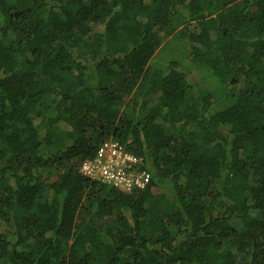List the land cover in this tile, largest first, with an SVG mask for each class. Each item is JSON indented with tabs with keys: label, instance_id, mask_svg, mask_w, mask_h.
<instances>
[{
	"label": "trees",
	"instance_id": "16d2710c",
	"mask_svg": "<svg viewBox=\"0 0 264 264\" xmlns=\"http://www.w3.org/2000/svg\"><path fill=\"white\" fill-rule=\"evenodd\" d=\"M0 264H264V0H0Z\"/></svg>",
	"mask_w": 264,
	"mask_h": 264
},
{
	"label": "built area",
	"instance_id": "2783aa9c",
	"mask_svg": "<svg viewBox=\"0 0 264 264\" xmlns=\"http://www.w3.org/2000/svg\"><path fill=\"white\" fill-rule=\"evenodd\" d=\"M135 157L122 150L113 141L102 143L93 160H86L81 167L84 175L128 192L146 185L144 173L135 172Z\"/></svg>",
	"mask_w": 264,
	"mask_h": 264
},
{
	"label": "rangeland",
	"instance_id": "374dc122",
	"mask_svg": "<svg viewBox=\"0 0 264 264\" xmlns=\"http://www.w3.org/2000/svg\"><path fill=\"white\" fill-rule=\"evenodd\" d=\"M171 61H177V63L184 68H186L188 64V51L185 39L178 35L169 36L163 41L159 50L156 51V54L150 60L149 67L151 69H160L169 64ZM187 68L192 69L194 67L189 68L187 66ZM196 69L199 70L205 77H209L211 73L208 68L203 66H197ZM223 105L224 104L220 106ZM68 244H71V240L68 241Z\"/></svg>",
	"mask_w": 264,
	"mask_h": 264
},
{
	"label": "clouds",
	"instance_id": "9594fccd",
	"mask_svg": "<svg viewBox=\"0 0 264 264\" xmlns=\"http://www.w3.org/2000/svg\"><path fill=\"white\" fill-rule=\"evenodd\" d=\"M84 162H85V161H84ZM84 162H83V163H84ZM83 163H82V164H83ZM81 167H82V166H81Z\"/></svg>",
	"mask_w": 264,
	"mask_h": 264
}]
</instances>
